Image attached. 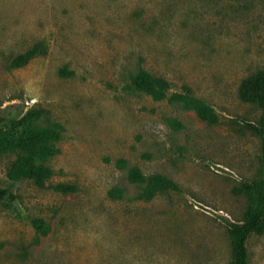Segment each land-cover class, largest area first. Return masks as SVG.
Segmentation results:
<instances>
[{
    "label": "rangeland",
    "instance_id": "374dc122",
    "mask_svg": "<svg viewBox=\"0 0 264 264\" xmlns=\"http://www.w3.org/2000/svg\"><path fill=\"white\" fill-rule=\"evenodd\" d=\"M37 42L47 54L10 66ZM262 68L264 0H0V185L17 197L0 204V264H228L225 218L240 222L249 204L234 189L264 178L263 141L247 126L263 109L238 93ZM143 69L171 82L169 97L191 88L217 121L136 90ZM25 115L8 135L58 134L47 140L57 153L32 154L54 171L44 187L13 177L30 153L1 141L5 119ZM118 159L178 188L147 199ZM114 187L122 197H109ZM248 248L250 264H264V233Z\"/></svg>",
    "mask_w": 264,
    "mask_h": 264
},
{
    "label": "trees",
    "instance_id": "16d2710c",
    "mask_svg": "<svg viewBox=\"0 0 264 264\" xmlns=\"http://www.w3.org/2000/svg\"><path fill=\"white\" fill-rule=\"evenodd\" d=\"M45 54H47L45 44L37 42L26 51L15 55L10 62V66L12 68L25 67L33 59ZM132 86L136 90L152 96L156 101L167 98L181 100L187 107L194 109L198 116L209 124L217 121V115L213 107L206 101L195 97L192 89L187 86L184 87L185 93H177L169 97L171 82L165 78L154 76L144 69L132 79ZM238 93L243 101L256 103L263 109V116L260 121L258 123H247V126L262 138L264 152V68L244 77L239 85ZM28 116L25 115L19 120L14 118L5 119V125H8V128L1 132V141L7 144L12 142L11 145L15 144L30 153L29 155L20 156L17 161L16 175L12 176L31 178L37 185L44 187L46 179L51 177L54 171L48 166L36 163L32 154L57 153L59 149H53V151L49 149L47 140L58 139V134L53 129H26L18 137H14L12 134L11 136L8 135L10 129L26 124L29 120ZM166 121L173 129H178L180 126V123H177L176 119L172 117H167ZM117 166L126 169L130 181L146 184L143 196L147 199L154 197L159 191L178 188L174 181L161 174L145 176L140 167L129 164L126 159H118ZM55 188L65 194L76 193L79 190L78 185L70 182L58 183ZM234 192L236 194L245 193L248 196L249 204L240 222H233L225 218L229 226L232 245V258L228 264H250L249 238L254 233H264V178L243 181L240 187L234 189ZM108 195L111 199H118L123 196V189L114 187L109 190ZM16 198L10 187L0 185V204H5L6 201H14ZM33 225L41 234H48L50 228L43 219H33Z\"/></svg>",
    "mask_w": 264,
    "mask_h": 264
}]
</instances>
